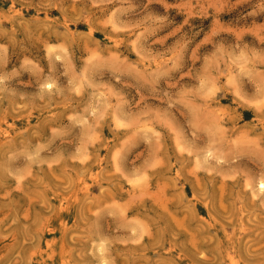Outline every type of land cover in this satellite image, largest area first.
Listing matches in <instances>:
<instances>
[{"label":"rangeland","instance_id":"1","mask_svg":"<svg viewBox=\"0 0 264 264\" xmlns=\"http://www.w3.org/2000/svg\"><path fill=\"white\" fill-rule=\"evenodd\" d=\"M260 183L264 0H0V264H264Z\"/></svg>","mask_w":264,"mask_h":264},{"label":"bare ground","instance_id":"2","mask_svg":"<svg viewBox=\"0 0 264 264\" xmlns=\"http://www.w3.org/2000/svg\"><path fill=\"white\" fill-rule=\"evenodd\" d=\"M261 187H260V190L264 189V184L263 183H260ZM262 188V189H261ZM180 224V223H178ZM140 238V237H139ZM192 242V241H191Z\"/></svg>","mask_w":264,"mask_h":264}]
</instances>
